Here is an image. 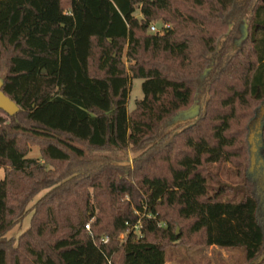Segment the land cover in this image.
Returning <instances> with one entry per match:
<instances>
[{"label": "trees", "instance_id": "1", "mask_svg": "<svg viewBox=\"0 0 264 264\" xmlns=\"http://www.w3.org/2000/svg\"><path fill=\"white\" fill-rule=\"evenodd\" d=\"M0 78L20 108L0 110V264H166L182 246L264 264V0H0Z\"/></svg>", "mask_w": 264, "mask_h": 264}, {"label": "rangeland", "instance_id": "2", "mask_svg": "<svg viewBox=\"0 0 264 264\" xmlns=\"http://www.w3.org/2000/svg\"><path fill=\"white\" fill-rule=\"evenodd\" d=\"M137 17L140 18L141 15L137 13ZM156 27L157 31H160L162 27L168 28L171 27L170 24H163L161 22L153 24ZM142 80H134L132 82V89L129 98V109L132 110L137 101L143 99V91H142ZM199 106V105H195ZM264 125V106H262L258 112L257 117L252 123V130L250 133L251 141H252V158L254 160V166L251 170L250 177L253 179L258 185L259 199L261 203L260 217L262 219V225L264 226V154L262 149V139H261V128ZM184 128V125H168L166 131L165 141L167 142L173 134L178 131H181ZM41 153L39 148L34 147L31 149L28 158H40ZM136 155L134 153H130L131 159ZM226 167V168H225ZM233 167L224 166L222 168L220 179L233 186H237L240 182L231 175V170ZM5 177V171L0 170V180ZM44 193H42L31 206L37 202ZM232 197V195H229ZM30 206V207H31ZM32 215H29L24 222L13 229L9 234L8 238H18L23 232H25L31 223ZM90 222L89 224H91ZM180 230V228H178ZM244 251H226L220 250L217 248H208L203 250H195L189 249L187 247H171L167 252L166 264H246L243 256Z\"/></svg>", "mask_w": 264, "mask_h": 264}, {"label": "water", "instance_id": "3", "mask_svg": "<svg viewBox=\"0 0 264 264\" xmlns=\"http://www.w3.org/2000/svg\"><path fill=\"white\" fill-rule=\"evenodd\" d=\"M245 34H246L245 38H247L248 32L246 31ZM4 83H5L4 78H0V110L9 116H14L17 113H19L20 108L15 102H13L8 96L4 94L3 92ZM200 114H201V108L199 106H194L190 110L178 114L168 123V125L177 126V125L193 122L197 118H199ZM253 166H254V160L252 159L251 170L253 169Z\"/></svg>", "mask_w": 264, "mask_h": 264}, {"label": "built area", "instance_id": "4", "mask_svg": "<svg viewBox=\"0 0 264 264\" xmlns=\"http://www.w3.org/2000/svg\"><path fill=\"white\" fill-rule=\"evenodd\" d=\"M150 31H151V33H157L156 27H154V26H152V27L150 28ZM86 229H87V230L90 229L89 225L86 226ZM135 229L138 230V227H135ZM104 242L107 243V242H108V239H105Z\"/></svg>", "mask_w": 264, "mask_h": 264}, {"label": "flooded vegetation", "instance_id": "5", "mask_svg": "<svg viewBox=\"0 0 264 264\" xmlns=\"http://www.w3.org/2000/svg\"><path fill=\"white\" fill-rule=\"evenodd\" d=\"M263 127V126H262ZM261 130H262V128H261Z\"/></svg>", "mask_w": 264, "mask_h": 264}]
</instances>
